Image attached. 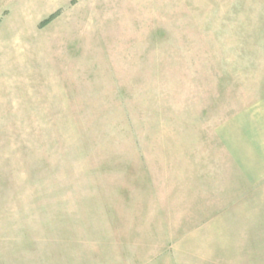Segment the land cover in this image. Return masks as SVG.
<instances>
[{
	"label": "rangeland",
	"instance_id": "1",
	"mask_svg": "<svg viewBox=\"0 0 264 264\" xmlns=\"http://www.w3.org/2000/svg\"><path fill=\"white\" fill-rule=\"evenodd\" d=\"M0 264H264V0H0Z\"/></svg>",
	"mask_w": 264,
	"mask_h": 264
},
{
	"label": "trees",
	"instance_id": "2",
	"mask_svg": "<svg viewBox=\"0 0 264 264\" xmlns=\"http://www.w3.org/2000/svg\"><path fill=\"white\" fill-rule=\"evenodd\" d=\"M53 17H55V15H53V16L51 17V19H52ZM44 23H45V22H44Z\"/></svg>",
	"mask_w": 264,
	"mask_h": 264
}]
</instances>
